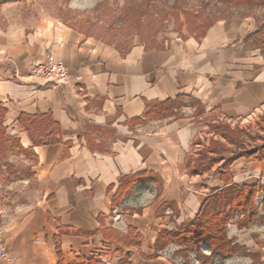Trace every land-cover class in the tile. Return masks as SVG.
Returning <instances> with one entry per match:
<instances>
[{"label":"crops","instance_id":"crops-1","mask_svg":"<svg viewBox=\"0 0 264 264\" xmlns=\"http://www.w3.org/2000/svg\"><path fill=\"white\" fill-rule=\"evenodd\" d=\"M256 32L254 19L232 16L203 39L162 38L155 48L135 40L122 54L46 14L0 23V140L16 138L33 153L44 196L3 233L9 257L0 264H179L183 248L161 235L191 226L230 184L256 186L264 198V161L238 159L226 174L235 147L211 128L264 109V51L249 39ZM48 53L70 74L57 91L28 77ZM22 118L36 130L52 122L60 142L35 146L37 132ZM212 142L226 149L222 162L196 168ZM115 209L126 231L115 228ZM244 231L229 228V240L264 264V228L254 226L248 241ZM226 263L244 264L213 261Z\"/></svg>","mask_w":264,"mask_h":264},{"label":"rangeland","instance_id":"rangeland-1","mask_svg":"<svg viewBox=\"0 0 264 264\" xmlns=\"http://www.w3.org/2000/svg\"><path fill=\"white\" fill-rule=\"evenodd\" d=\"M5 0H3L4 2ZM7 1V0H6ZM0 6V23H23L31 18L46 14L57 18L68 27L104 41L113 46L128 45L130 41L141 40L148 45L158 46L162 38L191 37L194 27L209 19L234 17L252 18L257 22V31L264 27V0H251L243 5L238 1L223 0H8ZM29 1V2H28ZM191 18L187 21V16ZM230 128L236 134L232 144L224 136H218L230 146L235 154L251 150L264 140V109L246 123H238ZM257 147V146H256ZM19 140L0 142V234L14 228L43 201L42 191L35 174L33 153L24 150ZM226 150V149H225ZM255 208L251 212L226 210L225 226L229 240V228L245 230V241L254 226L264 228V198H255ZM258 204V206H257ZM232 241L233 240H229ZM245 247V246H244ZM249 254L250 249L245 247ZM192 251L182 249L179 264H203L197 253L209 259L211 250L206 244L192 247ZM244 264H253L252 258L244 255ZM233 256L227 257L229 259ZM215 258L214 257L213 261ZM222 259V258H221ZM225 259V260H226ZM212 261V264H213ZM227 264V263H226Z\"/></svg>","mask_w":264,"mask_h":264},{"label":"trees","instance_id":"trees-1","mask_svg":"<svg viewBox=\"0 0 264 264\" xmlns=\"http://www.w3.org/2000/svg\"><path fill=\"white\" fill-rule=\"evenodd\" d=\"M226 2L238 1L239 3L246 5L251 2V0H223ZM187 16V20L184 21V24L187 25V21L191 18V14H184ZM217 22V20L210 19L200 25H196L194 27L195 33L193 34L194 38L203 39V36L206 32ZM185 38V37H183ZM187 38V37H186ZM250 40L253 41L254 45L257 49L264 51V27L258 30L256 33L250 35ZM146 45L150 48H155V44L152 46ZM133 45V41H130L128 45L116 46L122 54L128 52ZM170 106L169 102L165 103V105H161L160 107ZM44 118V117H43ZM42 118V119H43ZM41 118H38L40 120ZM49 119V118H47ZM21 124L26 126L30 124L31 127H34L35 122L30 118H22ZM54 127L52 122L49 123L47 127L41 128L40 130H36V126L34 127L36 133L35 136L32 137V142L35 146H44L47 144H58L60 142V133L56 131H51L50 128ZM212 131L217 136H224L229 142L232 144L235 143L236 134L230 128L226 126H217L211 125ZM30 131V129H29ZM0 138H5L4 134H0ZM2 141V140H0ZM29 152V151H27ZM225 152V148L219 142H212L211 147L207 151V153H203L200 155V159L197 160L196 168L203 169L206 165H211L214 163L222 162V154ZM212 154L213 156H209ZM241 158L245 159H256L260 162L264 161V145L259 147H254L249 151H242L240 153L235 154L233 160L229 162H225L223 164V169L226 171V174L230 173V167ZM231 183V182H230ZM258 194V187H248V186H235L230 184V187L224 189L222 192L218 193L215 197L210 198L209 202L202 208L201 212L198 214L199 216L196 218L195 222L191 226H183L180 228L179 232L176 234H163L161 235L162 240H166V244H174L176 246L187 249L188 252L192 251V247H199L201 244H206L209 246L211 250V257L206 259L201 255V253H197L198 259L201 261L205 260L203 264H212L214 257H219L222 259H226L227 257L233 255H244L252 258L253 264H261L255 256L248 253V250L245 247H239L229 241L226 234L225 226L227 224L226 218L227 214L226 210L230 208V211L234 210H242V211H253L255 208V198Z\"/></svg>","mask_w":264,"mask_h":264},{"label":"built area","instance_id":"built-area-1","mask_svg":"<svg viewBox=\"0 0 264 264\" xmlns=\"http://www.w3.org/2000/svg\"><path fill=\"white\" fill-rule=\"evenodd\" d=\"M40 65L33 66L29 70L28 77L32 82L40 87H49L54 91L66 86L70 81V74L65 63L61 60H55L51 54H47ZM80 78L77 77L76 81ZM112 218L114 226L118 231H126L127 226L124 222V218L118 209L113 210ZM9 257L6 250L5 238L0 234V261L7 260Z\"/></svg>","mask_w":264,"mask_h":264}]
</instances>
